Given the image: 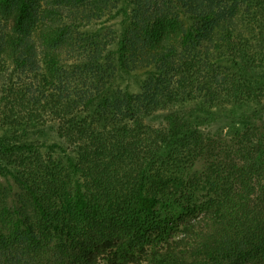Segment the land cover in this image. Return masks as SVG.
Listing matches in <instances>:
<instances>
[{
    "label": "trees",
    "instance_id": "16d2710c",
    "mask_svg": "<svg viewBox=\"0 0 264 264\" xmlns=\"http://www.w3.org/2000/svg\"><path fill=\"white\" fill-rule=\"evenodd\" d=\"M131 1L0 0V126L50 111L63 141L0 131V171L15 184L0 188V264H264V0L252 1L256 50L252 31L224 25L235 18L212 23V0ZM173 2L189 11V30ZM121 11L132 20L118 60L75 32ZM130 64L149 74L144 93L111 86ZM8 65L26 80L8 79ZM242 101L253 110L233 135L192 119Z\"/></svg>",
    "mask_w": 264,
    "mask_h": 264
},
{
    "label": "rangeland",
    "instance_id": "374dc122",
    "mask_svg": "<svg viewBox=\"0 0 264 264\" xmlns=\"http://www.w3.org/2000/svg\"><path fill=\"white\" fill-rule=\"evenodd\" d=\"M124 2V0H121ZM168 1V0H166ZM206 1L208 0H201L203 6H206ZM215 5H210L209 8L216 9L217 15H221L218 19H216L214 22L223 21L226 17H233L235 18V23H229L226 22L224 25L227 27L228 25H233L232 28H235V32H237L238 36H241L240 33L243 31L250 30L252 32H246L245 34H251L249 36V40L254 45L253 50H256L255 44H257L258 39L261 34H259V29L257 24L256 17L258 16V11L256 15L253 13L252 8H255L254 4L256 2H252L253 0H233L232 6L225 8L223 7L224 0H212ZM198 2V3H199ZM130 3H133L130 0ZM220 3V4H219ZM134 5V4H132ZM173 8H175V15L173 16L175 20H181L180 27L183 30H189L190 25L192 24V19L189 18V11H187V8H182L179 6V4H175L173 2ZM216 7V8H215ZM248 7L251 9V11H248ZM207 8V7H206ZM132 6L128 8V10L131 13ZM209 9H207L208 11ZM248 11V12H247ZM205 12V11H204ZM132 20L131 16L126 17V15L123 14V11L118 12L117 14L111 16V15H103L99 19H93L87 26L80 27L75 29V32L79 31L77 34H90V40H100L104 45L102 46L103 52L105 54L108 53L109 57L116 58L118 57V54L121 53V42H120V36L123 33L124 29L128 26L129 22ZM167 26L169 29L174 28L175 29V35L180 36L182 34V29H180L177 25L174 24V22L168 18ZM205 25V24H204ZM253 29V30H252ZM243 33V32H242ZM76 34V35H77ZM78 36V35H77ZM92 51H95L92 47L90 48ZM205 45H200V53L202 55L207 54ZM117 51V53H116ZM217 52V51H216ZM216 52H209L210 58L209 61L211 63H216V65L221 66V68H225L223 65H229L232 67V69L235 68V65L233 63L228 62L225 58H216ZM79 58L78 56H76ZM108 60H110L108 58ZM118 60V59H117ZM71 61V60H70ZM79 67L82 68L85 63L78 61ZM10 64V63H8ZM68 66H71L68 64ZM140 66L134 67L133 64H130L128 67L129 70L126 71L125 69H120V66H116V69L118 70L116 72V76L113 78L111 86L114 90L117 91H124L125 89L129 90V92L133 93L134 95L139 93H144L147 89V83L149 80V74L146 73L143 69H141ZM149 68L157 69L155 68V65H150ZM5 76H7L8 79L11 77L13 78V81L15 82H23L26 80L28 74L17 72L16 68L12 65H8L5 69ZM42 72V69L37 73L38 77L41 79L40 73ZM35 73L32 71H29V76L32 77V80L36 81ZM1 90V86H0ZM1 92V91H0ZM252 103H247L245 101L242 102H236V103H226L224 105H218L213 108H211V111L208 112V114L203 113V111H200V109L193 111L192 119L194 120V117L196 115H207L210 118V122L207 124H202V127H210L213 131H224L226 134L233 135L236 130L243 126L245 123V120L243 119V116L245 114H248L253 109ZM190 111H187L186 116L189 115ZM50 111L45 112L42 111V114L44 118H40L41 121L32 120L31 122H22L21 126H4L1 128L0 131L3 135L11 136V138L14 140V142H28V143H35L36 145H39L42 142L47 143H53V142H59L62 143L60 136L58 135L56 129L59 125V120L53 119L52 116H49ZM168 110L167 108H161L154 113V116H151V120L153 121V124L159 123L160 121H163L165 116L167 115ZM156 114V115H155ZM59 127V126H58ZM10 185H15L13 182V179L2 173L0 171V188H9Z\"/></svg>",
    "mask_w": 264,
    "mask_h": 264
}]
</instances>
